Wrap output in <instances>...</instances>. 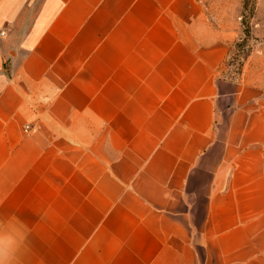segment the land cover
<instances>
[{"label":"crops","instance_id":"crops-1","mask_svg":"<svg viewBox=\"0 0 264 264\" xmlns=\"http://www.w3.org/2000/svg\"><path fill=\"white\" fill-rule=\"evenodd\" d=\"M228 51L196 0H0L24 264H264V93Z\"/></svg>","mask_w":264,"mask_h":264},{"label":"rangeland","instance_id":"rangeland-1","mask_svg":"<svg viewBox=\"0 0 264 264\" xmlns=\"http://www.w3.org/2000/svg\"><path fill=\"white\" fill-rule=\"evenodd\" d=\"M196 2L206 28L229 42V76L253 82L264 93V0Z\"/></svg>","mask_w":264,"mask_h":264},{"label":"clouds","instance_id":"clouds-1","mask_svg":"<svg viewBox=\"0 0 264 264\" xmlns=\"http://www.w3.org/2000/svg\"><path fill=\"white\" fill-rule=\"evenodd\" d=\"M30 229L17 216L0 217V264H24Z\"/></svg>","mask_w":264,"mask_h":264},{"label":"built area","instance_id":"built-area-1","mask_svg":"<svg viewBox=\"0 0 264 264\" xmlns=\"http://www.w3.org/2000/svg\"><path fill=\"white\" fill-rule=\"evenodd\" d=\"M28 128H29V125H28V124H25V125L23 126V131L26 132V131L28 130Z\"/></svg>","mask_w":264,"mask_h":264}]
</instances>
